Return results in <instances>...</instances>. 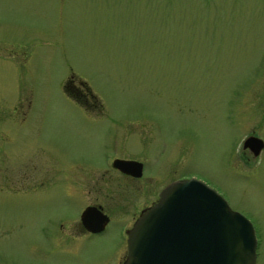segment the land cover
Returning a JSON list of instances; mask_svg holds the SVG:
<instances>
[{
  "label": "rangeland",
  "instance_id": "obj_1",
  "mask_svg": "<svg viewBox=\"0 0 264 264\" xmlns=\"http://www.w3.org/2000/svg\"><path fill=\"white\" fill-rule=\"evenodd\" d=\"M71 77L97 104L64 91ZM11 123L1 157L36 181L0 190V264H117L125 214L53 239L74 232L80 196L65 188L124 183L113 158L142 162L136 206L171 179L214 188L251 222L264 264V0H0V127ZM249 134L263 147L245 161Z\"/></svg>",
  "mask_w": 264,
  "mask_h": 264
},
{
  "label": "water",
  "instance_id": "obj_2",
  "mask_svg": "<svg viewBox=\"0 0 264 264\" xmlns=\"http://www.w3.org/2000/svg\"><path fill=\"white\" fill-rule=\"evenodd\" d=\"M262 146L253 135L242 141L252 155ZM112 164L133 175L140 171L134 160ZM255 243L244 215L205 182L188 177L165 184L156 201L140 212L127 231L122 264H254Z\"/></svg>",
  "mask_w": 264,
  "mask_h": 264
},
{
  "label": "flooded vegetation",
  "instance_id": "obj_3",
  "mask_svg": "<svg viewBox=\"0 0 264 264\" xmlns=\"http://www.w3.org/2000/svg\"><path fill=\"white\" fill-rule=\"evenodd\" d=\"M63 86H64V91L85 108L89 107V102H88L89 99H87V97H89L93 102L96 103L95 96L90 92L89 88L82 80L74 79L71 77L66 79ZM15 95L16 93L12 96L13 102L9 106L10 112L12 114L17 113V109L20 104V101L18 99L15 100ZM18 125H20V123L18 124L11 123L7 127L5 126L0 127V190L9 191L10 193L24 190L23 188L27 187L28 184L27 181L30 183L36 181V173L34 171L32 172V170L28 168L30 175L23 176L20 163H16V162L13 164L6 163V161H4L3 158L1 157L6 152L4 143L10 142V140L12 139V133L10 132L12 129H16ZM249 135H253V134H249ZM243 139L241 140V142L243 141ZM259 153L260 152H258L256 155H252L249 149L247 147H242L241 144L240 155L242 160L245 161L254 160ZM126 159L140 161L136 158L134 159L126 158ZM1 160L4 163L2 165H1ZM110 164L115 171L121 174V177L123 178V182H124L123 184L103 185L101 183H98V180L96 179H93L92 181L88 179L85 180L86 182L83 185L74 186L71 189H66L64 187L65 188V190L63 191L64 193H77L80 196L78 201L79 210L77 213V218L74 221V225H72V231L74 232L65 234L59 231L58 233L53 235V239L56 240V242L60 241L63 237L68 238L72 236L73 238L76 235H81V234L87 235L90 233L101 232L106 228L107 224H109L112 217H114L118 213L126 215V218L129 219L128 221L130 222L129 225L130 227L134 222V220L136 219V217L139 215V213L156 200L159 190L168 181H170L168 180L164 182L156 190L146 189V191L144 192L147 195L154 196V198L148 199V202L146 204L142 203V205L140 204V206L139 205L136 206V203H134L135 199L133 197L135 196V193H138L140 190H142V187L139 183L141 182L140 178H142V173H143L142 162L138 175L122 172L117 167L113 166L111 162ZM21 179H24L23 183H21L20 181ZM142 183L143 186H146L145 179L142 181ZM47 193H51V190H48ZM84 211L86 214L82 216V213ZM58 224L62 226V222L59 221ZM92 226L94 229L92 228ZM128 228L125 231V238ZM124 257H125V249L123 251L122 256H120V258L118 259L117 264H122Z\"/></svg>",
  "mask_w": 264,
  "mask_h": 264
}]
</instances>
